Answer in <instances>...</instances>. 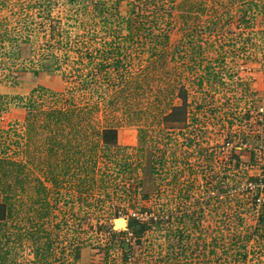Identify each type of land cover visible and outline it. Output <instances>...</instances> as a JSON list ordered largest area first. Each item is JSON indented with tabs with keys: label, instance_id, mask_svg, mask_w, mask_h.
I'll list each match as a JSON object with an SVG mask.
<instances>
[{
	"label": "rangeland",
	"instance_id": "1",
	"mask_svg": "<svg viewBox=\"0 0 264 264\" xmlns=\"http://www.w3.org/2000/svg\"><path fill=\"white\" fill-rule=\"evenodd\" d=\"M254 4L264 0H0V158L25 166L14 189L20 225L34 215L33 178L44 180L62 155L49 157L44 130L28 141L25 121L5 120L9 110L90 109V125L119 124L122 150L106 157L102 146L90 194H77L70 177L57 188L45 182V227L59 226L51 264L62 249L65 264H264V191L254 189L264 179V11L240 23ZM22 69L44 79L18 81ZM141 129L151 137L143 157ZM152 152L164 158L154 182ZM132 219L145 224L139 239ZM32 246L11 236L4 264H33Z\"/></svg>",
	"mask_w": 264,
	"mask_h": 264
},
{
	"label": "trees",
	"instance_id": "2",
	"mask_svg": "<svg viewBox=\"0 0 264 264\" xmlns=\"http://www.w3.org/2000/svg\"><path fill=\"white\" fill-rule=\"evenodd\" d=\"M254 7L252 13H249L248 10L242 13L240 23H243L246 27L250 21L249 19H246L247 16L254 19L255 16H257L255 11H257V14L264 11V7L261 8L257 4ZM166 40L167 38L164 39V41ZM118 64L119 60L114 62V68H117ZM102 68H104V66L101 65V69ZM206 72L204 79L210 75L208 70ZM219 73L221 72L214 73V78ZM32 76L34 79H37L38 76L44 79V77L39 74L38 70L27 71L22 69L19 72L15 71V77L18 81H32ZM202 83L203 79L199 81V84ZM171 87L172 86H170V88ZM137 88H140V85L139 87L137 86ZM174 89L176 90L177 87ZM171 93L172 91L170 90L169 94ZM108 102L109 104L112 103L111 101ZM25 106L33 108V105L29 103L22 106L19 104L17 106L15 105L9 110L10 115L8 114L4 116L5 120H8L7 122L25 121L27 125L28 141L37 136L35 135L37 129L46 131V133H44L46 134L44 143L47 144V154L49 157H55L58 152H61L60 156H62L60 159H57L59 162L58 164L47 163L48 172L47 175H44V180H41L39 177L33 178L37 184V186L34 187L37 196L31 200V206L28 210L33 211L34 215L26 218L28 223L26 228L19 223L21 221V204L18 202V199H15L16 192L14 190L15 188L19 189L26 179L25 177H22L23 168L25 166L18 161L0 158V171L3 172L0 175V232H3L0 237V264H4L6 261L5 255H7L8 249L3 252L2 248L10 242L11 236L14 244L20 245L23 237L32 241L34 256L33 264H51L49 258L54 257L52 249L54 243V239H52L53 229L59 228V226H52V229H47L45 227L51 214V205L48 200V193L50 192L46 187L45 182H49L57 188L59 186L61 187L62 182H66L68 180L67 178L70 177V179H75L77 181L75 184L77 194H90L93 190V186L96 184L95 170L99 157L98 154L100 153L101 148L103 150L102 146H104L105 150L102 151V156L106 157L110 154V147L119 150V153L122 150V147L117 143V129L119 124L114 123L112 125L107 123L105 127H94L95 124L92 122L90 125V123L87 122L89 118H91L89 117L92 112L90 109L89 113H82V115L79 113L75 115V109H57L47 111L43 114L40 112L41 114L39 115H31ZM148 139L150 140L151 137L149 136L147 129H141L138 131V145L135 148L137 155L143 157V154L147 152L146 144ZM26 151L28 153V150ZM62 152H64V155ZM152 153L154 154V157L152 154H149L147 160L149 163L147 177L151 182H154L153 178L154 176L156 177L155 174H157L158 169L162 167L164 158L162 155L158 158L157 155L155 156L156 153ZM157 158L158 160H155ZM234 158L236 164H238L240 162V157L235 156ZM119 165V172L121 174L129 173L128 168L130 164L122 161ZM156 165L159 166L156 167ZM56 170H60V172L57 173ZM59 176L62 177L61 180H59ZM222 178L225 179L226 177L224 176ZM173 180L176 181V176L173 177L172 181ZM261 182L264 183V179L262 181H259V179L255 181V191H264V187H259ZM86 185L87 187L85 188ZM259 205L257 224L263 229L264 203L262 202ZM7 229H12L15 232L6 236ZM109 230L112 235H116V232L111 230V227ZM128 231L133 237L139 239L145 232V224L136 219H132L128 224ZM119 234L120 233H118V235ZM2 238L5 240L4 243H2ZM78 249L79 246H75L69 252L73 255L75 260L79 257ZM60 251L61 256L53 258V261L58 264H65V259L62 257L64 250L62 249Z\"/></svg>",
	"mask_w": 264,
	"mask_h": 264
},
{
	"label": "bare ground",
	"instance_id": "3",
	"mask_svg": "<svg viewBox=\"0 0 264 264\" xmlns=\"http://www.w3.org/2000/svg\"><path fill=\"white\" fill-rule=\"evenodd\" d=\"M123 223V221H118V225H121Z\"/></svg>",
	"mask_w": 264,
	"mask_h": 264
},
{
	"label": "water",
	"instance_id": "4",
	"mask_svg": "<svg viewBox=\"0 0 264 264\" xmlns=\"http://www.w3.org/2000/svg\"><path fill=\"white\" fill-rule=\"evenodd\" d=\"M116 221H123V219H118V220H116ZM116 223V222H115Z\"/></svg>",
	"mask_w": 264,
	"mask_h": 264
}]
</instances>
